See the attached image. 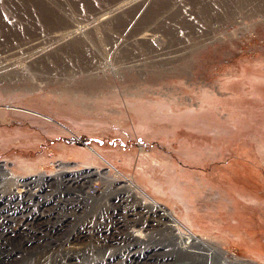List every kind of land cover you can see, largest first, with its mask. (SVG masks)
<instances>
[{
    "label": "rangeland",
    "instance_id": "374dc122",
    "mask_svg": "<svg viewBox=\"0 0 264 264\" xmlns=\"http://www.w3.org/2000/svg\"><path fill=\"white\" fill-rule=\"evenodd\" d=\"M131 1L0 0V165L25 179L60 162L81 171L64 176L80 179L71 208L56 206L62 192L48 197L54 186L35 190L33 207L0 199V260L38 242L56 252L136 236L152 201L183 234L264 264V0ZM86 167L136 186L133 216L100 181L88 190L100 196L94 206L75 202ZM71 209L77 220L63 222L57 242L55 217ZM163 227L101 254L110 264H167Z\"/></svg>",
    "mask_w": 264,
    "mask_h": 264
},
{
    "label": "bare ground",
    "instance_id": "6f19581e",
    "mask_svg": "<svg viewBox=\"0 0 264 264\" xmlns=\"http://www.w3.org/2000/svg\"><path fill=\"white\" fill-rule=\"evenodd\" d=\"M104 19H106L105 15L98 16L97 23H101ZM65 27H66V25H65ZM77 35H78V37L82 38L81 33H77ZM52 37H53V39H56V41L63 39L62 35H60V34H53ZM38 45H39L38 42H30V43L25 44L23 46H26V48L31 49V48H36ZM112 70L115 71L114 69H112ZM84 169H86L87 171L82 173L85 177L84 178L81 177V179H83L82 182L83 181H85V182H83L82 185H80L77 188H80L82 191L84 190L85 197H83V198L80 197L79 200L78 199L75 200V202L77 201V204L79 206L82 202V203H84L85 208H89V207H91L92 204H94V203L96 204L97 201H99L100 196H94L96 193L93 194V192L91 193L88 190L92 189V187H91L92 182L100 181L102 183V185H104V186L106 185L108 187L107 189L112 190L114 188V190L117 192V195L114 199L117 209L123 211L128 216H133V212H135L133 207L127 205L131 200L135 201V199L138 198V196L134 193V190H136V186L133 183H131L130 181H125L122 183L119 182V180L117 179L116 172H115V175H109L107 173L101 172L98 169L93 170L89 167H86ZM80 174H81L80 170L73 171L69 166L66 165V163L60 162V163L56 164V170L53 173H51L50 175L40 174V175L36 176L35 178L25 179L22 177H16L12 173L10 174V172L7 171L5 166L0 165V181H1L0 182V199H6L7 201H10V202L13 200H16L15 202H17L16 204H18V205H20V201H24L26 204L28 203L30 207H33L31 202H32L33 198L36 196V193L40 192V190H41V192H40V194H41L42 190L44 188V185L54 186L55 190H53V191L47 190L46 191V193L51 192V194H48V197L52 196L54 194L58 195L62 192V193H64L62 195L65 197L61 198V202L60 203L57 202L56 206L63 203V206L65 204H69V206L71 208L74 206L73 205L74 201H73V197L69 198V194L72 195V192H74V191L76 192L75 186L77 185V183L79 182L80 179L77 180V178H76L75 182H70L69 181L70 179L64 180V176H67V175L79 176ZM8 184H9V186H11L10 189H8L6 186ZM106 186H105V188H106ZM86 188H87V191H86ZM4 189H6L7 191L4 192L3 191ZM33 190H34V192H33ZM35 190H37V192ZM137 191L139 192V190H137ZM75 194H77V193H75ZM113 194H115V193H113ZM143 197L147 198L146 196H143ZM45 199H46L45 196H43L42 199H38V200L42 203V202H45ZM147 200H149V199H147ZM16 204H14V205H16ZM150 204H151L149 206L150 208L147 210L146 213H144V223L140 227L135 224L136 226H138L137 227L138 230L136 231V232H138V235H136V236L124 235L123 237H121V239H117V242H119V244L128 245L130 247L140 246L141 244H144L147 240H150V238H151L150 237V231L152 228H154L158 225H162V226H164L163 228H166L169 232V236H167V238L165 239L166 241H164V245H165L166 249H168V251L166 250V252H169V254H168L169 258H168V261H166L167 264H253V263L248 262L246 260L240 259L238 256H236L234 254L228 255L226 253L225 249L223 250L221 247H219L215 244L213 245L212 243L207 241L205 238H199L198 236H195V235L189 234V233L183 234L182 232H180V228H179L176 220L174 219V215L164 211L162 206L158 205L157 203L150 201ZM94 205H92V206H94ZM128 207H130V209ZM35 208H37V206H34V210H35ZM52 208H51L52 211H54V207H52ZM78 208H80V207H77L76 209H78ZM76 209H74V210L71 209L72 211L69 210L67 215L64 214V216L62 217L63 218L62 220H61L60 216L55 217L57 220V222L55 221V223H59L57 226H60V227L57 229H52V231H50L52 233V234L50 233L51 238L55 239L58 236L57 233H59V231L61 229H63L62 224H63V222L66 221L67 218L74 219V220L76 219V217H77L75 215ZM82 210L87 211V209H82ZM32 211H33V209H32ZM70 211H71V213H70ZM33 212H30V213L32 215H35V213L33 214ZM84 213H85V211H84ZM25 214H26V212H22V213H20L19 216H21V217L23 216V219L29 220L30 217L26 218ZM42 214L43 213L36 215L34 220H37L38 216L43 217ZM80 214H82V213H80ZM117 215H119V214H117ZM119 216H121V215H119ZM16 218L17 217H15V216L10 217L8 220H6L5 224L8 225L10 222L12 223V222L16 221L15 220ZM116 221H117L116 223H119L118 220H116ZM130 221H131V219H130ZM133 225L134 224H132V225L130 224L129 228H135V226H133ZM18 226L21 227L20 223H18ZM53 226H56V224H53ZM117 226H118V224H117ZM14 234L15 233L11 234L10 237L13 238V237L18 236V234H15V235ZM66 236H63V237L67 238ZM35 239H39V238L34 237V238H32V240H26L25 242H21V243L19 241V243L25 244L24 246L26 247L28 245H32L31 242H33V240H35ZM53 239H51V241ZM46 240H48V239H46ZM55 241L58 242V237L56 238ZM47 242H49V241H47ZM62 242H63V240H62ZM117 242L113 241L112 244L116 245ZM112 244L111 245L106 244V245H101V246H99V245L93 246L90 244L89 245H80V246H75V247L74 246L73 247L61 246V248L57 247L59 249L56 252H54V251H50V248L47 245L39 246L42 244L38 242L37 244H35V245H37L36 247L31 246V247H26V249L23 251L20 250L22 252V255L20 254L21 256L18 257V255H17V257H15V258L9 257L7 259L0 260V264H1V262H3L2 264H110L109 262L107 263V259L104 258V256H102L101 253L104 251V249L112 247L113 246ZM55 250H56V248H55ZM174 255H178L179 257H175Z\"/></svg>",
    "mask_w": 264,
    "mask_h": 264
}]
</instances>
